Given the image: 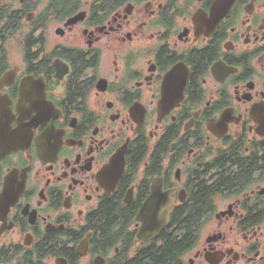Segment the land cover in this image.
I'll list each match as a JSON object with an SVG mask.
<instances>
[{
	"label": "flooded vegetation",
	"instance_id": "1",
	"mask_svg": "<svg viewBox=\"0 0 264 264\" xmlns=\"http://www.w3.org/2000/svg\"><path fill=\"white\" fill-rule=\"evenodd\" d=\"M180 228L166 264H264V0H0V264Z\"/></svg>",
	"mask_w": 264,
	"mask_h": 264
},
{
	"label": "trees",
	"instance_id": "2",
	"mask_svg": "<svg viewBox=\"0 0 264 264\" xmlns=\"http://www.w3.org/2000/svg\"><path fill=\"white\" fill-rule=\"evenodd\" d=\"M183 229H178L176 237L168 240V245H166V249L162 251L160 257H157L156 255H150V257L152 258V263L150 264H166L165 260L174 258V256L180 252V249L184 247V244L186 242V236L182 232ZM179 239H181L179 243H175V241H178Z\"/></svg>",
	"mask_w": 264,
	"mask_h": 264
},
{
	"label": "water",
	"instance_id": "3",
	"mask_svg": "<svg viewBox=\"0 0 264 264\" xmlns=\"http://www.w3.org/2000/svg\"><path fill=\"white\" fill-rule=\"evenodd\" d=\"M139 220L144 222L140 236H148L150 238L152 235H155L158 231H160L162 227V224H153L151 219L144 215L139 217Z\"/></svg>",
	"mask_w": 264,
	"mask_h": 264
}]
</instances>
